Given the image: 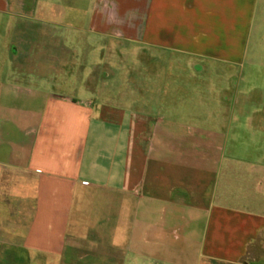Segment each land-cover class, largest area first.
Listing matches in <instances>:
<instances>
[{
	"label": "crops",
	"instance_id": "crops-1",
	"mask_svg": "<svg viewBox=\"0 0 264 264\" xmlns=\"http://www.w3.org/2000/svg\"><path fill=\"white\" fill-rule=\"evenodd\" d=\"M251 1L250 34L264 38V0ZM225 2L0 0V264H240L264 231V197L256 168H232L260 162L229 156V80L143 62L71 94L36 62L56 29L151 55L174 38L191 53L230 36Z\"/></svg>",
	"mask_w": 264,
	"mask_h": 264
},
{
	"label": "rangeland",
	"instance_id": "rangeland-1",
	"mask_svg": "<svg viewBox=\"0 0 264 264\" xmlns=\"http://www.w3.org/2000/svg\"><path fill=\"white\" fill-rule=\"evenodd\" d=\"M210 8L217 15L220 6ZM222 17L230 26L229 37L201 39L199 45L193 43L188 46L191 53L183 54L175 53L170 47L175 42L174 38H157L156 41L163 42L165 48L159 54L151 55L148 47L142 43L115 45L106 39L84 37L72 30L56 29L54 43H50L54 47L53 51L50 49L47 53L41 49L44 44L42 39L38 44L41 51L36 60L39 73L46 74V67L50 65L54 68L55 78L67 82L66 85L56 86V90L79 94L84 88L93 90L94 78L126 77L129 73L127 67L143 62H193L196 63L197 72H204L198 76L194 74L200 79H206L212 68L211 78L224 80L226 84L230 81V91L226 92L230 95L229 156L232 159L251 158L260 162L254 167L238 165L232 168L248 174L256 168L253 173L257 175L258 190L260 188L264 197V38L250 34V28L255 24L253 18L257 21L261 15L259 11L255 13L251 0H226ZM223 44L229 46V52L223 51ZM34 58L31 54L23 55L24 72L29 69ZM99 62L105 65L93 67ZM207 66L209 70L203 71V67ZM141 72L136 70V77H141ZM240 264H264V231L248 246Z\"/></svg>",
	"mask_w": 264,
	"mask_h": 264
}]
</instances>
